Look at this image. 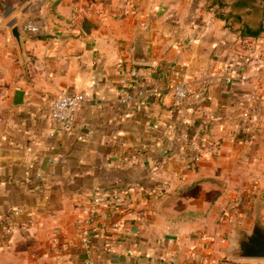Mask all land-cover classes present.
Returning <instances> with one entry per match:
<instances>
[{"label":"crops","instance_id":"0c3cea01","mask_svg":"<svg viewBox=\"0 0 264 264\" xmlns=\"http://www.w3.org/2000/svg\"><path fill=\"white\" fill-rule=\"evenodd\" d=\"M83 2L0 4V264H264L225 255L259 193L264 217V36L242 37L205 4ZM84 15L101 22L91 36ZM139 32L149 65L132 60ZM176 81L191 89L178 109ZM66 92L81 107L51 137ZM125 190L87 253L90 196Z\"/></svg>","mask_w":264,"mask_h":264},{"label":"built area","instance_id":"2783aa9c","mask_svg":"<svg viewBox=\"0 0 264 264\" xmlns=\"http://www.w3.org/2000/svg\"><path fill=\"white\" fill-rule=\"evenodd\" d=\"M25 31L26 33L38 32L39 29L35 26H28ZM190 94L191 89L186 82L176 81L173 90L175 107L178 109L183 106L189 99ZM144 95V92L139 93L141 97ZM119 97L120 103L125 105L131 102L135 98V95L128 91L125 84L119 88ZM81 103L82 98L73 92H66L52 102L49 115V121L52 126L51 137L71 132ZM245 117L249 118V114H245ZM199 161V157L194 159L195 164ZM129 192L130 190L119 191L113 194L98 192L90 196V204L85 208V218L81 222L80 227V241L87 253L92 254L91 238L95 222L97 220L108 222L110 221V217H116L120 213L118 207L123 204L124 198L129 195ZM107 210H110V213ZM16 214H19V212L16 211ZM111 226L117 228L118 222L112 223ZM93 256L97 257L95 254ZM89 264H92V259L89 260Z\"/></svg>","mask_w":264,"mask_h":264},{"label":"water","instance_id":"95a60500","mask_svg":"<svg viewBox=\"0 0 264 264\" xmlns=\"http://www.w3.org/2000/svg\"><path fill=\"white\" fill-rule=\"evenodd\" d=\"M101 22H96L94 18L83 16L81 23L82 31L91 36L100 29ZM12 35L18 46L23 52V41L26 34L20 30L19 24L12 26ZM144 33L139 32L135 35L132 51V60L136 65H149L151 63L146 47L143 43ZM263 204L261 193L258 194L253 209V221L250 228H244L242 225L236 224L231 226L229 234L230 247L225 251V255L230 260L245 261H264V217L262 214Z\"/></svg>","mask_w":264,"mask_h":264},{"label":"rangeland","instance_id":"374dc122","mask_svg":"<svg viewBox=\"0 0 264 264\" xmlns=\"http://www.w3.org/2000/svg\"><path fill=\"white\" fill-rule=\"evenodd\" d=\"M4 4V0H1ZM11 3L14 4H25L26 0H10ZM64 0H34V4H61ZM79 2H83L81 4H88L91 0H76ZM93 4H142L145 2H149V0H92ZM152 1V0H151ZM159 2L167 3L169 1L179 2L183 4H205L206 7L211 11L215 12L221 17H228L230 14H241L243 20L246 22H250L251 24H259L260 20L263 18L262 15V7L264 4L258 3L254 9L251 10H235L233 9L232 2L224 1L223 6H219L220 4L216 2V0H157ZM87 2V3H86ZM0 3V4H1ZM237 26H241V24H237ZM264 33L262 34V37Z\"/></svg>","mask_w":264,"mask_h":264},{"label":"trees","instance_id":"16d2710c","mask_svg":"<svg viewBox=\"0 0 264 264\" xmlns=\"http://www.w3.org/2000/svg\"><path fill=\"white\" fill-rule=\"evenodd\" d=\"M224 1L232 2V8L235 10H251L256 7L258 3L264 4V0H216L219 3V6H223ZM262 15L263 18L260 20L259 24H251L250 22H246L243 20L241 14H230L225 19L229 22H232L233 26H237V24H241L240 33L244 38H254L258 39L264 33V5L262 7Z\"/></svg>","mask_w":264,"mask_h":264}]
</instances>
